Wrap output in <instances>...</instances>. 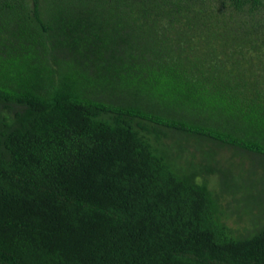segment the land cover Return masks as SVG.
Here are the masks:
<instances>
[{"label":"trees","instance_id":"trees-1","mask_svg":"<svg viewBox=\"0 0 264 264\" xmlns=\"http://www.w3.org/2000/svg\"><path fill=\"white\" fill-rule=\"evenodd\" d=\"M0 264H264V0H0Z\"/></svg>","mask_w":264,"mask_h":264},{"label":"rangeland","instance_id":"rangeland-1","mask_svg":"<svg viewBox=\"0 0 264 264\" xmlns=\"http://www.w3.org/2000/svg\"><path fill=\"white\" fill-rule=\"evenodd\" d=\"M218 153L221 155H229L230 154V152L226 151L225 149L220 150Z\"/></svg>","mask_w":264,"mask_h":264}]
</instances>
